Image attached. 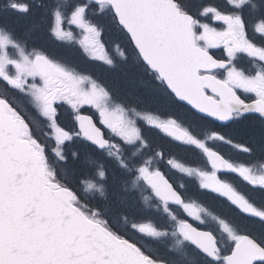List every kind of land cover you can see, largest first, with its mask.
<instances>
[{
    "label": "water",
    "instance_id": "obj_1",
    "mask_svg": "<svg viewBox=\"0 0 264 264\" xmlns=\"http://www.w3.org/2000/svg\"><path fill=\"white\" fill-rule=\"evenodd\" d=\"M84 1L111 8L144 66L157 75L178 103L196 115L227 125L234 114L249 115L256 110L214 77L199 75L221 64L197 47L192 18L182 13L174 0ZM35 66L39 73L66 79L45 57H39ZM51 103L46 108L49 115L54 113ZM260 115L264 118V112ZM77 127L97 149H110L104 131L91 116L79 115ZM159 128L176 140L186 138V133L175 126ZM26 136V124L0 98V264H159L77 208L73 192L51 181L39 143ZM207 157L218 173L231 172L219 153L208 152ZM147 181L161 202L183 204L181 195L160 172L150 174ZM185 228L189 243L215 259L214 237L190 223ZM244 248L264 256L251 239L244 238L227 258L228 264H252L245 262L249 257L243 262L237 260Z\"/></svg>",
    "mask_w": 264,
    "mask_h": 264
},
{
    "label": "flooded vegetation",
    "instance_id": "obj_2",
    "mask_svg": "<svg viewBox=\"0 0 264 264\" xmlns=\"http://www.w3.org/2000/svg\"><path fill=\"white\" fill-rule=\"evenodd\" d=\"M3 1L10 3L13 9L12 11H15L14 13H19V15L24 17H30L37 7L41 8L39 13L44 12L45 7L49 5L48 35L51 40H60L55 35L53 29L55 17L57 15L62 16L61 12H53L57 7L56 4H49L47 0H44L43 3L36 4L32 0H27L28 2H22V0H17L18 2L16 0H13V2L0 0V3ZM174 1L177 3L181 12L192 18L197 46L206 52L215 62L221 64V67L213 70L200 71L199 75L214 77L233 90L243 104L254 105L256 107L254 113L249 115L235 114L233 122H244L250 119L251 122L261 128L264 134V118L260 115V113L264 112V0ZM19 6H25L27 9ZM44 13L46 14V11ZM71 20L72 22L69 26L71 25L72 30H74V26L78 28L79 23L85 24V21L80 16L75 19L72 18ZM85 32L87 33L86 38L93 35L97 39L99 35L94 27L86 28ZM25 41L31 42L27 37ZM66 42L72 43L74 41ZM31 48L40 49L41 46L32 43ZM34 53L39 54L35 59L34 69L46 85V91L43 95L45 104L52 102L54 113L47 116L54 120L52 127L55 126L58 140L56 141L53 138V129L49 125L50 121L46 117L45 120L41 121V128L39 130L44 133L45 138L52 141V145L58 151L71 150L82 152L85 149H90L106 154L110 160L114 159L117 161V165L120 167L117 173L118 178L124 183L125 187L129 180L131 182H139L135 179L131 180L128 173H130L131 177L134 175L138 179L140 176V168L147 161L151 160V169L154 170L147 169L143 172L146 186L148 184L150 187L147 177L152 173L160 172L172 184L173 188L181 197H183V205L188 204V206H195L201 210L199 222L192 221L181 210L183 205L177 206L172 203H162L151 187V191H147L146 189L148 193H152L155 205V209H153V215L155 216V241L160 242L161 235L167 234L168 237L171 234L170 231L172 228H168L169 231H166L161 230L160 226L167 221L172 225V219L177 214H182L185 217L183 220L185 229L184 242L190 247L194 256L199 258V261H192L191 264H228L227 258L232 255L235 246L244 238L251 239L264 251V150L257 148V145L249 140H237L234 138L239 132H235L234 137L231 136L229 131L224 133L219 131H201L197 132L194 136L185 127L186 125L184 123L182 125L171 118H169V121H172V123H164L162 125L175 126L184 131L186 133L184 140L179 141L164 134L158 130L159 125L156 126V132L155 126H152L150 130L153 131L149 132L148 137L144 134L143 130L139 129L136 132V138L139 139L138 143L140 146L132 144L128 146V143L124 141L120 143V147H115L113 139L103 129L105 139L110 143L111 148L108 151L98 150L81 136L77 127V117L79 115L86 114L95 119V114H92L91 111L81 109L74 116L68 108L59 105V100L61 98L64 99V95L68 91L65 85L69 78L66 73L67 70L55 62L47 53L38 50ZM39 57L47 58L55 68L64 72L67 77L66 81L62 83L55 75L39 73L35 66ZM93 61L101 63L99 61ZM0 80L7 87L20 91L16 87V83L9 76L3 74L2 71H0ZM167 93L173 101L178 103L168 91ZM206 93L208 96H212L209 92ZM213 97L218 99L215 96ZM182 106L190 110L185 105ZM125 110L136 116L143 115L142 112L134 107L125 108ZM156 116L162 118V120L166 119L160 115ZM153 117H155V113H153ZM95 122L98 124L96 119ZM210 135L215 136L216 139L209 141ZM146 138L151 140L152 145L150 150H145ZM221 147L225 148V150H232L233 152L227 155ZM215 149H220L222 152L221 154L219 152L217 153L230 165V173H218L210 165L207 153L216 152ZM197 151L202 152L204 161L214 171L216 184L212 190L202 189L194 185V183L191 184L190 177L186 174L185 170L187 169H201L197 164L189 163L190 161L197 160ZM130 161L135 164L133 172L131 171L132 173L128 172ZM181 167L186 169L184 171L183 169L180 170ZM97 177L106 180L109 177V172L98 174ZM98 190L100 191L99 188ZM132 194L139 199L141 196L140 188L138 189L136 186ZM186 223H191L197 229L209 232L214 237L217 246L215 259L208 258L190 245L186 239ZM247 257L249 259L245 262L264 264V256L261 253L256 251L251 253V250L247 248L241 250L237 256V260L243 262ZM175 261L188 264V261L184 260V258H179Z\"/></svg>",
    "mask_w": 264,
    "mask_h": 264
},
{
    "label": "trees",
    "instance_id": "obj_3",
    "mask_svg": "<svg viewBox=\"0 0 264 264\" xmlns=\"http://www.w3.org/2000/svg\"><path fill=\"white\" fill-rule=\"evenodd\" d=\"M9 1L13 2V0ZM25 1L27 0H22V2ZM32 2L35 4L43 3L44 0H32ZM47 3L52 5L56 4L57 7L53 12H61L65 21L73 12L78 11V15L80 14L87 23L90 22L89 25L94 26L102 39L101 41L107 44H105V47H109V43L113 45L112 51L114 52V56L111 58L112 63L105 65L94 62L86 55L77 42L71 43L60 40L56 41L54 39L51 40L48 35L49 5L45 7L44 12L46 11V14L44 12L39 13L41 8L37 7L30 17H24L19 15V13H14L15 11H12L13 9L9 2H1L0 32L4 33L13 41L24 43L26 47H31L32 43L41 46L40 49H36L40 52L47 53L68 72L89 77L104 88L105 91H107V87L110 85L113 87V92H120L129 101V103L121 104L123 105L121 107L124 109L134 107L142 112L139 106L148 107L149 110L145 109V112H142V114L152 112L155 115L176 120L180 124L184 123L186 125L185 127L194 136L197 132L201 131H219L222 133L229 131L231 136L234 137V133L239 132L234 138L237 140H249L255 143L257 148L264 150V134L261 128L251 122L250 119L244 122L234 121L227 126H220L210 120L197 116L191 110L173 101L156 75L148 72L147 68L141 63L128 37L118 27L112 11L108 6L103 5L104 10L98 12L97 9H100L101 6L87 3L84 0H47ZM84 7H86L85 10ZM16 32H19V35L14 40L11 33L15 35ZM21 33L31 41V45L29 42L20 38ZM109 50H111L110 47ZM125 56L128 58L127 65H123ZM121 64L123 66L117 70L119 72L118 74L116 69ZM140 68L148 72L152 84L150 80L148 82L143 81L147 77L141 74ZM144 83L145 85L149 84L153 90H144L142 87ZM0 98L4 99L26 123L28 127V138H33L40 143V151L43 154L51 181L73 192L75 196L74 204L77 208L87 217L102 222L116 236L133 243L152 261L159 264H182L175 260L184 258V249H180L179 251L174 250L171 234L167 238H161L159 242L138 230V227L145 222H152L155 225V216L152 215L153 209H155L153 200H147V198L142 199L141 197L137 199L132 194L136 189L134 185L138 189L140 187L144 189L143 186L139 185V182H131L129 180L125 187L124 183L118 178L117 190L114 191L113 189L111 191V184L108 179L101 181V178H96L98 174L104 173L105 171L109 172L107 167L109 165L113 166L114 170L119 172L120 167L117 165L116 160H110L106 154L90 149H85L82 152L71 150L58 151L52 145V141L45 138L44 133L39 130L41 128V121L36 119L38 113L34 109L32 101L25 94L7 87L0 80ZM67 119L69 118L67 117ZM150 129L149 127L140 125V130H144V132L149 133L153 131ZM197 136L199 137V135ZM145 141V150H150L152 145L151 140L146 138ZM215 151L220 154L222 153L220 149H215ZM198 155L197 153V158ZM189 163L196 164L197 160L190 161ZM134 168L135 164L130 161L128 172H133ZM110 174L111 172H109ZM128 176L131 180H137V177L134 175L131 177L130 173H128ZM94 183L99 185L100 191L97 189L93 193L91 190ZM149 205L151 208L146 209V206ZM147 213L151 214L150 218L147 216ZM168 228H171L168 221L160 226L161 230L169 231ZM182 248H186L194 256L189 246H183Z\"/></svg>",
    "mask_w": 264,
    "mask_h": 264
},
{
    "label": "rangeland",
    "instance_id": "obj_4",
    "mask_svg": "<svg viewBox=\"0 0 264 264\" xmlns=\"http://www.w3.org/2000/svg\"><path fill=\"white\" fill-rule=\"evenodd\" d=\"M23 9H27L25 6H19ZM104 6H101L100 9H97L98 12H101L104 10ZM86 7H84L85 10ZM80 16L78 15V11L73 13L70 17L67 18L65 21L63 18V15L60 17L57 15L54 19L53 23V29L55 32V35L63 41H74L77 42L86 55L95 60L99 61L102 64L109 65L112 63L111 58L114 56V52L112 51L113 45H110L109 47L111 50H109V47H105L104 43L100 41V37L98 35L97 39L93 37V35L86 38V32L85 29H89L91 27H94L93 25H89L87 21L80 16V18L85 21V24L79 23L78 28L75 26L73 27L74 30L71 29V25L69 24L72 22V18H77ZM91 24H93L91 22ZM8 31V30H7ZM97 32V31H96ZM10 33V31H8ZM19 33V32H18ZM16 32V36L11 33V36L15 40V38H18V34ZM98 33V32H97ZM16 38V39H17ZM21 39L25 40L26 36L21 33L20 36ZM100 38V39H99ZM102 40V39H101ZM108 40V39H106ZM110 41V38H109ZM29 42V41H27ZM111 42V41H110ZM106 44V43H105ZM107 45V44H106ZM103 46V48H102ZM38 49H32L31 47H26L24 43L13 41L9 37H7L4 33L0 32V71L3 72V74L9 76L15 83L16 87L25 94L28 98H30L34 104V109H36V112L38 113V116L36 119L39 121L45 120V117L50 121L49 125L53 129L52 136L57 141L58 140V134L55 130V126L52 127V123L54 122L53 119H50L46 113H45V102L43 100V95L46 91V85L41 80V77L36 73L34 69V62L35 59L38 57L39 54L34 53ZM39 51V50H38ZM128 64V58L125 56L123 65ZM122 64L119 65L116 69L119 70ZM140 72L144 77H147L146 80H143L145 82H148L150 79V76L148 72H146L144 69L142 70L140 68ZM118 72V71H117ZM68 75V80L66 82V87L68 91H66L67 94L64 95V99L61 98L59 100V105L64 106L68 108L72 114L77 115L76 112L78 110L84 109L87 111H91L92 114H95V119L98 121V124L107 132L108 136L113 139L114 146L120 147V143L126 142L128 143V146L130 144L140 146L138 141L139 139L136 138V132L139 131L140 125L146 126L147 128H152V126H159L164 123H172V121H169V118L163 119L158 118V116L155 115L153 117V113L139 115L136 116L135 114L128 113L127 110H125L123 107V104L129 103L126 97L122 96L120 92H113L110 85L107 87V91H105L101 86H99L96 82L91 80L89 77L83 76V75H77L71 72L66 71ZM119 74V72H118ZM107 79V78H106ZM111 84V83H110ZM152 84V82H151ZM141 86V85H140ZM142 87L144 90L152 91V87L149 84H142ZM122 106V107H121ZM139 109L142 112H145V109L149 110L148 107H141L139 106ZM146 110V111H147ZM168 114V113H167ZM138 117V118H137ZM144 131V130H143ZM144 134L148 137L150 133L144 132ZM144 135V136H145ZM216 139L215 136L210 135L209 141H214ZM222 148V147H221ZM222 150L225 151L227 155H230L232 150H225V148H222ZM199 153L197 158V165L201 167V169H187L184 168L183 171H186V174L190 177V183L194 185H197L198 187L202 189H214L216 180L214 178V171L210 169L207 162L203 161V154L200 151H197ZM113 155V153H112ZM114 160V159H111ZM104 166V165H103ZM108 171L111 172V174L108 177V180L111 184V191H116L118 186L117 180H118V172L114 170L113 166L109 165ZM179 167V166H178ZM152 164L151 160L147 161L140 169L139 172V178L137 181H139V185L144 184V189L140 187L141 190V198L147 200H153L152 193H148L147 191L150 190L149 185L147 184L143 176V172L147 169H151ZM106 172V171H105ZM103 177V176H102ZM104 180L101 178V181ZM186 183V181H185ZM187 185V183H186ZM190 185V184H189ZM115 186V187H114ZM135 186V185H134ZM188 186V185H187ZM99 188V185L96 183L92 187L91 192H95ZM136 188V186H135ZM147 189V191H146ZM111 200V197H110ZM151 206H146V209H150ZM181 210L184 212V215L192 220L199 222V218L201 217V210L196 208L195 206H191L188 204L183 205ZM153 215V212H152ZM184 215L177 214L175 218L172 219V225H171V239H172V246L174 250L179 251L180 249L183 250L184 260L188 261V264H191L192 261H199V258L193 256L190 254V251L186 250V248H182L183 246H187L184 242V226H183V220L185 219ZM147 216L150 218L151 214L147 213ZM155 225L152 222H145L144 224H141L138 227V230L144 232L148 236L152 237L155 240ZM167 238V234L161 235L160 239ZM196 264V263H192ZM200 264V263H197Z\"/></svg>",
    "mask_w": 264,
    "mask_h": 264
}]
</instances>
